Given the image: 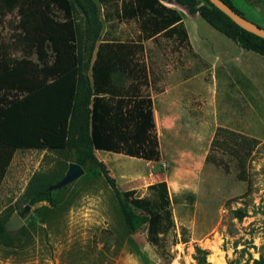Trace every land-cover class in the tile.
Here are the masks:
<instances>
[{"label": "rangeland", "instance_id": "rangeland-1", "mask_svg": "<svg viewBox=\"0 0 264 264\" xmlns=\"http://www.w3.org/2000/svg\"><path fill=\"white\" fill-rule=\"evenodd\" d=\"M123 1L96 0L103 22L100 41L140 39V22L121 17ZM230 1L238 8L247 0ZM258 4L264 13V0ZM170 6L184 19L188 40L161 35L143 43L150 90L155 97L181 80H192L187 88L199 94L203 106L199 116H206L209 124L202 139L195 142L169 135L165 142L160 135L168 154L156 163L98 151L97 157L108 166L135 212V228L126 224L118 199L99 170L88 166L74 183L52 192L55 206L48 202L31 206L22 217L24 225L11 232L14 243H0V264H141L127 244L129 237L159 264H198L197 247L207 251L210 264H264V56L239 54L254 69L241 80L242 99L227 98L221 78L231 69H224L221 55L213 56L218 48L210 44L219 38L232 40L199 14ZM4 21L0 41L12 57L23 58L25 52L14 45L18 16L8 14ZM77 24L82 29L80 15ZM217 58L220 67L215 69ZM30 59L39 65L36 55ZM214 124L224 126V132L216 128L213 145L207 148ZM235 134L246 137L247 144ZM71 160L69 153L54 150H17L0 193V219L30 206L26 189L35 174H65ZM167 211L174 227L160 235L159 221ZM238 211L245 217L239 219Z\"/></svg>", "mask_w": 264, "mask_h": 264}, {"label": "trees", "instance_id": "trees-1", "mask_svg": "<svg viewBox=\"0 0 264 264\" xmlns=\"http://www.w3.org/2000/svg\"><path fill=\"white\" fill-rule=\"evenodd\" d=\"M224 1L247 18L230 0ZM172 4L184 7L190 15L199 14L244 50L264 56V39L236 25L209 0L123 1L121 17L138 20L141 28L139 40L124 43L100 41L103 22L96 0H0V27L8 14L16 13L14 45L26 54L20 59L12 57L10 48L0 41V185L17 150L69 153L71 161L84 169L94 166L99 170L113 189L126 224L135 228V212L97 152L160 161L143 43L161 35L188 40L183 18ZM77 15L83 20L82 29ZM30 55L38 57L39 65ZM242 139L247 144V138ZM65 174H35L26 189L28 204L55 206L49 188ZM237 215L245 217L241 211ZM10 218L0 219V243L6 246L14 243L5 228ZM173 227L172 213L167 211L159 221L158 233L166 235ZM127 244L141 264H159L133 237ZM196 252L198 264H210L207 251L197 247Z\"/></svg>", "mask_w": 264, "mask_h": 264}, {"label": "crops", "instance_id": "crops-1", "mask_svg": "<svg viewBox=\"0 0 264 264\" xmlns=\"http://www.w3.org/2000/svg\"><path fill=\"white\" fill-rule=\"evenodd\" d=\"M259 2L260 0H247L246 2H243V4L239 5L238 8L246 14H250L247 17L249 20L264 28V13L260 5L258 4ZM218 40L219 41L210 44L211 46L213 45L218 48L217 53L215 52V55L213 56H217L216 54H218V56L221 55L223 60V62L221 63H223L224 69H231V73H229L228 75H226L225 73V76L221 78L222 82L227 86L228 94L226 93V96L231 100H241L242 94H244L240 86L241 80L246 79V73H248L249 69L253 70L254 66H249L248 63H246L244 60H241V58L238 56L240 53H242L243 56L250 55V51L244 50L233 41L224 40L221 38H219ZM218 58L214 62L215 69H217L218 66L220 67ZM190 81L192 80H181L179 83H176L175 86L172 85L170 86V88H166L163 92L156 95L155 97L152 95L154 102L156 130L158 133L160 145V160L164 158V155L168 154L163 150V143L160 135L163 136L165 142H167V136L169 135H172L173 137L180 136V139L182 140H190L196 142L202 139L201 133L209 125L206 120V116L203 118L199 116L200 108L203 106H201L200 104L199 94L194 93V91L189 92L187 87L188 85H190ZM215 83H220L219 78H215ZM215 100H217V98H215ZM214 126L215 128H213V136L212 138H210V140H208V144L206 145L207 148H211L213 145V141L216 136V128L222 129L224 127L217 124H214ZM164 134H167L166 137ZM208 154L209 150L204 156L205 159L207 158ZM182 155L183 162H185L188 159L186 157V153ZM195 157L197 156H193L192 159H194ZM146 162L153 163L155 161ZM6 178L7 174L1 182L0 193Z\"/></svg>", "mask_w": 264, "mask_h": 264}, {"label": "water", "instance_id": "water-1", "mask_svg": "<svg viewBox=\"0 0 264 264\" xmlns=\"http://www.w3.org/2000/svg\"><path fill=\"white\" fill-rule=\"evenodd\" d=\"M216 8H218L222 13L229 17L236 25L245 29L246 31L255 34L264 39V28L258 24L248 20L245 17L237 14L224 0H209ZM85 174V170L79 164L72 162L69 164L68 171L61 181L56 185L49 188L50 192L63 189L64 187L74 183L80 177ZM31 206H26L24 210L18 214L14 213L12 217L5 224L7 232L11 233L17 231L24 225L23 216L30 210Z\"/></svg>", "mask_w": 264, "mask_h": 264}, {"label": "built area", "instance_id": "built-area-1", "mask_svg": "<svg viewBox=\"0 0 264 264\" xmlns=\"http://www.w3.org/2000/svg\"><path fill=\"white\" fill-rule=\"evenodd\" d=\"M165 165V164H164Z\"/></svg>", "mask_w": 264, "mask_h": 264}]
</instances>
